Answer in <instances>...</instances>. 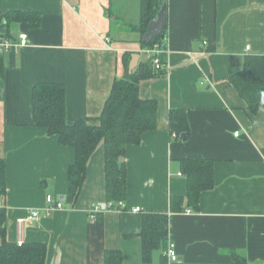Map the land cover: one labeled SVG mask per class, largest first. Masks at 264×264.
<instances>
[{
	"label": "crops",
	"instance_id": "obj_1",
	"mask_svg": "<svg viewBox=\"0 0 264 264\" xmlns=\"http://www.w3.org/2000/svg\"><path fill=\"white\" fill-rule=\"evenodd\" d=\"M13 11L42 18L36 29L9 28L12 38L26 34L30 46L7 53L0 79L5 240L45 244V264H103L107 250L120 251L122 264H231V252L264 264V111L250 116L229 81L245 57L264 56V0H167L163 61L169 69L158 73L150 65L154 76L139 83L140 98L157 103V128L126 147L127 211L99 212L94 223L88 212L106 201L103 146L90 157L71 205L67 173L74 150L32 124L31 89L62 84L68 124L99 117L131 55L139 54L138 66L150 63L140 52V1L0 0V35L8 32L3 16ZM172 109L186 110V141L167 131ZM189 156L213 162L214 186L201 192L197 209L184 203L183 211L172 212L170 198L186 196L179 163ZM47 195L61 200L62 209L25 222L30 211L43 214ZM134 207L142 212L133 214ZM143 214L168 217L167 244H175L177 262L167 261L161 247L143 261Z\"/></svg>",
	"mask_w": 264,
	"mask_h": 264
},
{
	"label": "trees",
	"instance_id": "obj_2",
	"mask_svg": "<svg viewBox=\"0 0 264 264\" xmlns=\"http://www.w3.org/2000/svg\"><path fill=\"white\" fill-rule=\"evenodd\" d=\"M139 29L144 34L148 23L153 20L167 0H139ZM42 15L32 11H13L3 16L7 27L6 37L10 36L12 25L27 24L30 29L40 26ZM10 28V29H9ZM142 34V35H143ZM165 29L159 37L142 48H149L162 42ZM164 54L161 56L163 61ZM149 63V62H148ZM149 64H140L131 74L115 79L104 107L96 119L82 118L73 124L66 123V90L55 82L36 83L31 89V119L35 127L44 128L48 135L56 136L62 146L74 150V162L67 173L66 200L72 205L76 202L86 178L87 164L101 144L104 150V175L106 201L115 204L126 198L125 153L128 145H138L144 134L157 128V103L140 98L139 83L153 77ZM5 61L0 55V79L4 74ZM158 72V71H157ZM162 73L163 71H159ZM158 72V73H159ZM229 81L246 104V111L254 116L264 111V56H247L240 72L230 76ZM169 135L183 142L189 136L186 110L172 109L168 115ZM123 161H120V159ZM180 175L186 178V196H172L170 210L181 212L185 203L187 208L197 209L200 194L214 186V164L198 156H189L179 163ZM6 193L5 166L0 159V196ZM125 209V208H124ZM6 210L0 207V264H45L46 246L41 243H8L6 234ZM142 256L144 262L150 261L154 249L167 247L168 217L165 215L143 214ZM231 264H249L236 252H231ZM103 264H122L118 250H107Z\"/></svg>",
	"mask_w": 264,
	"mask_h": 264
},
{
	"label": "built area",
	"instance_id": "obj_3",
	"mask_svg": "<svg viewBox=\"0 0 264 264\" xmlns=\"http://www.w3.org/2000/svg\"><path fill=\"white\" fill-rule=\"evenodd\" d=\"M104 43L106 44L107 50H113V48L110 46V39L109 37L104 38ZM205 45V43H204ZM30 42L26 34H18L16 38H8L6 35H0V55L7 54L9 51L18 49V48H25L29 47ZM165 43L158 42L152 47L149 48H142L140 51L141 53H144L151 63V66L154 68L155 71H166L169 69V66L166 62L161 60V56L165 54ZM235 137H237V132L234 134ZM173 138V137H172ZM125 208V209H124ZM62 209V203L61 200L56 199L50 195H47L45 198V208L42 210V213L39 210H33L28 212L25 222H36L38 221L42 216L48 217L51 214H53L55 211ZM102 211H110V212H124L127 211V208L125 207L124 203L119 202L117 204L111 202V201H105L102 204H97L93 206L90 211L88 212V218L90 223H94L96 219V215L99 212ZM133 214H140L142 210L139 207H134L130 210ZM186 214H189L190 211H185ZM165 257L167 258V261L169 262H177L178 256L176 253V247L173 242H169L167 244L166 250H165Z\"/></svg>",
	"mask_w": 264,
	"mask_h": 264
},
{
	"label": "water",
	"instance_id": "obj_4",
	"mask_svg": "<svg viewBox=\"0 0 264 264\" xmlns=\"http://www.w3.org/2000/svg\"><path fill=\"white\" fill-rule=\"evenodd\" d=\"M166 14L167 3H164L158 10L155 18L148 23L146 31L141 38L142 43H149L154 37H159L162 34L166 26ZM4 58L7 60L8 55L4 54ZM138 64L139 54L133 53L128 64V73L131 74L138 67ZM120 161H123V159L121 158Z\"/></svg>",
	"mask_w": 264,
	"mask_h": 264
}]
</instances>
